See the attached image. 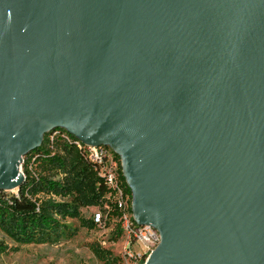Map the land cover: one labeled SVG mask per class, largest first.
<instances>
[{
  "label": "water",
  "instance_id": "95a60500",
  "mask_svg": "<svg viewBox=\"0 0 264 264\" xmlns=\"http://www.w3.org/2000/svg\"><path fill=\"white\" fill-rule=\"evenodd\" d=\"M55 130L118 155L143 264H264V0H0V190Z\"/></svg>",
  "mask_w": 264,
  "mask_h": 264
},
{
  "label": "trees",
  "instance_id": "16d2710c",
  "mask_svg": "<svg viewBox=\"0 0 264 264\" xmlns=\"http://www.w3.org/2000/svg\"><path fill=\"white\" fill-rule=\"evenodd\" d=\"M72 135L59 131L45 135L42 144L22 162L24 183L16 193L0 190V231L18 244L57 243L71 238L76 229L66 223V218L79 220L81 226L95 229L92 218H84L82 208L109 206L108 221L112 225V240L122 235L115 220L116 210L106 196L109 189L98 176L95 163L88 152L79 148ZM118 161L119 178L126 193L131 197ZM94 256L104 264H118L119 258L97 242L90 243ZM10 248L0 240V254Z\"/></svg>",
  "mask_w": 264,
  "mask_h": 264
},
{
  "label": "rangeland",
  "instance_id": "374dc122",
  "mask_svg": "<svg viewBox=\"0 0 264 264\" xmlns=\"http://www.w3.org/2000/svg\"><path fill=\"white\" fill-rule=\"evenodd\" d=\"M17 189L7 190L6 194L16 193ZM94 207L82 208L84 218H92ZM66 223L76 229L71 238H64L57 243L18 244L0 231V240L10 248L0 254V264H104L96 258L90 249V243L97 242L111 251L113 257H118V264H131L125 256V236L112 240V225L97 226L87 229L75 218H66Z\"/></svg>",
  "mask_w": 264,
  "mask_h": 264
},
{
  "label": "built area",
  "instance_id": "2783aa9c",
  "mask_svg": "<svg viewBox=\"0 0 264 264\" xmlns=\"http://www.w3.org/2000/svg\"><path fill=\"white\" fill-rule=\"evenodd\" d=\"M57 132L59 131L55 130L52 134ZM72 141L79 148L87 150L90 160L97 167L98 176L104 180L109 189L106 198L111 200V204L117 212L114 221L119 223L122 234L125 236V257L132 262L131 264H143L148 253L158 244L159 234L152 226L138 225L134 221L130 208L131 197L125 192L121 184L118 161L114 157V152L106 146H87L74 138H72ZM94 208L93 221L98 226L104 225L109 219V206L105 204L103 207Z\"/></svg>",
  "mask_w": 264,
  "mask_h": 264
}]
</instances>
